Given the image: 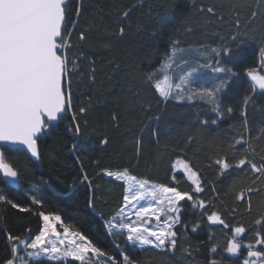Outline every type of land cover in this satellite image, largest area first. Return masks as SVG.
Here are the masks:
<instances>
[{"label": "snow or ice", "instance_id": "snow-or-ice-1", "mask_svg": "<svg viewBox=\"0 0 264 264\" xmlns=\"http://www.w3.org/2000/svg\"><path fill=\"white\" fill-rule=\"evenodd\" d=\"M87 4L88 0H0V183L4 185L0 187V205L31 213L42 222L34 236L22 238L6 234L10 255L3 264H37L42 260L49 264H141L138 257L125 253L119 243H114V247L119 249L122 259L103 250L74 223L65 222L61 214L45 212L42 195L30 192L31 205L35 207H25L9 198L5 191L9 184L18 183L26 170V164L14 162L6 153H22L26 162H40L43 159L41 141L60 122L70 118L68 131L77 137L87 129V117L92 110L91 98L87 104L81 102L78 109L73 102L74 79H83L87 71L89 82L94 84L98 71L97 58L92 55L96 50L93 43L95 25L85 16ZM143 6V0H139L123 7L114 20L116 30L112 35L124 39L132 28V14ZM193 8L206 25H224L230 19L233 31L222 36V43L216 47L200 45L198 48H185L177 36L170 41L159 66L144 73L139 87L130 88L128 94L121 98L125 111H145V99L140 92L142 87L153 90L165 105L168 102L193 104L199 101L210 106L215 118L199 121V125L189 132V142L236 112V108L225 105L221 98L233 77L237 76L233 67L226 66L225 58L235 64L231 45L256 39L253 25L258 17H264V0H212L200 5L193 0ZM245 10L248 14L242 27L241 17ZM176 24L173 16L162 18L159 22L161 34L178 31ZM141 27L137 24V31ZM192 32L190 25L184 28V34L191 35ZM102 47L111 49V42H103ZM119 68L120 65L116 64L114 71L118 72ZM205 70L211 73L210 77L204 78ZM245 74L250 84L239 105L244 132L234 138L228 151L218 153L215 158L210 156L208 167L213 168L217 178H232L228 191L232 193L235 204L229 213L233 217L240 207L251 213L253 194H259L258 218L254 221L259 227L254 230L252 239L245 242L248 229L243 224L230 225L219 211H209L205 201L194 199L191 192L139 179L130 174L127 167L102 169L98 173L124 186L122 204L105 222L107 233L117 241L124 237L141 252L152 253L146 257V264H151L154 257H159L163 264H179L181 261L183 264H205V261L206 264H222V259H216L219 243L210 244L205 261H200L194 256L198 249L186 243L188 226L184 225L183 232L177 230L181 223V202L186 200L192 201L193 208L205 210L202 215H207L209 224L230 229L231 237L223 246L226 253L232 257L243 256L242 264H264V124L260 134L252 136L248 123L249 104H254L258 95L264 97V41L259 48L258 66L247 67ZM160 76L162 79L158 78ZM111 118L119 130L118 114L113 113ZM152 119L159 121L162 113ZM127 131L130 132L131 127ZM153 134L159 144V132ZM108 143L107 138L102 141L105 146ZM129 144L139 158L144 151L143 129ZM75 149L74 144L72 151ZM164 154V150L158 149L155 160L162 159ZM79 159L77 157V161ZM174 168L186 175L193 185L192 192L199 194L205 191L198 169L194 170L183 160H178ZM172 179L177 181L175 174ZM80 180L89 185L92 183L83 172L82 165ZM211 191L214 195L209 204L219 197L214 182ZM89 207L94 208L91 200ZM199 226V223L193 224L191 231L195 233ZM25 232L31 233L32 229L29 227ZM209 239L214 240V237ZM242 250H246V255ZM186 257H191V260Z\"/></svg>", "mask_w": 264, "mask_h": 264}, {"label": "trees", "instance_id": "trees-1", "mask_svg": "<svg viewBox=\"0 0 264 264\" xmlns=\"http://www.w3.org/2000/svg\"><path fill=\"white\" fill-rule=\"evenodd\" d=\"M139 0H88V11L85 16L95 27L93 43L96 50L92 53L97 58V75L95 83H90L85 71L83 79L79 77L73 81L74 105L78 109L81 102L88 103L91 98L92 110L87 117V129L80 137L68 131L69 119L55 127L51 134L41 141L43 159L40 162L25 161L22 153H6L14 162L26 164V170L19 180L18 189L8 186L5 191L9 198L25 207L31 205L30 192L40 194L44 198V211L55 212L62 215L65 222H72L74 226L89 236L99 247L106 252L119 256V249L114 243H119L124 252L134 258L138 257L141 264H146V257L152 253L141 252L134 248L124 237L114 240L105 229V222L117 211L123 202L124 186L112 178L98 175L102 169L116 170L127 167L130 174L139 179H147L157 184L176 186L181 191L191 192L194 199H203L208 205V210H217L227 223L243 224L248 231L244 239H252L254 230L259 227L254 221L258 218L257 204L259 194H253V211H244L243 207L233 217L231 209L235 206L232 193L228 191L232 178L219 177L213 168L208 167L209 157L215 158L218 153L228 151L230 143L244 132L239 105L243 95L248 91L250 80L245 74L249 66H258L259 48L264 41V17H258L253 25L256 39L248 43L232 44V57L236 61H227L226 66L233 67L237 76L233 77L229 88L221 94L225 105L236 108L231 118L219 121L212 125L201 136L188 141L190 130L199 125V121L215 118V113L210 106L202 102L193 104H176L168 102L166 105L153 90L140 88L145 99V111H125L122 107V97L127 95L130 88L139 87V80L144 73L159 66L162 55L168 49L170 41L180 37L182 47H200L211 45L216 47L222 43V36H227L233 31L231 20L224 25H206L204 19L193 8V0H143V8H138L131 17L132 28L124 39L112 35L116 30L115 18L120 10ZM197 5L211 3L212 0H195ZM255 7V4L253 5ZM102 10V12L100 11ZM248 11L245 10L241 17V25L246 23ZM173 16L177 20L176 28L171 32L161 34L159 22L162 18ZM83 23V21L81 22ZM141 25L137 31L136 25ZM190 25L193 28L191 35L184 34V28ZM110 41L111 49L102 47L103 42ZM110 61H112L110 63ZM119 64V71H114ZM204 77L211 73L204 72ZM222 75V74H221ZM109 76L112 79H109ZM162 79V76L158 77ZM113 113L119 116V130L112 121ZM162 113V119H152L156 114ZM248 123L251 135L260 134L261 125L264 124V97L257 96L254 104L248 106ZM131 127V131L127 129ZM143 129L144 151L137 158L129 141L140 135ZM155 131L159 132V144L156 142ZM107 138L108 145L102 141ZM76 149L73 152V145ZM237 148H240L237 145ZM158 149L164 150L162 159L155 160ZM229 151V158L231 159ZM79 157V161H77ZM178 160L188 162L194 170H199L205 185V191L199 194L192 192L193 185L187 180L186 175L174 168ZM81 165L90 180L91 185L81 183ZM173 174L177 181H173ZM46 182V183H45ZM215 183L218 199L212 201L213 192L211 184ZM247 182H245L246 185ZM36 185V188H33ZM0 187H4L0 183ZM92 201L94 208L89 207ZM243 204V202H239ZM214 204V209L212 205ZM181 223L177 230L184 231L187 227L188 241L197 260L205 261L208 255V246L219 243L217 260L222 259V264H242L243 256L232 257L224 251V244L231 237L230 229L221 225H211L207 215H202L204 209L193 208L192 201L181 202ZM199 223L195 233L191 231L192 225ZM42 222L31 213H22L10 205H0V264L9 258L10 248L7 243V233L34 236ZM31 228L27 233L25 229ZM214 237V240H210ZM246 255V250H242ZM191 260V257H186ZM37 264H49L42 260ZM76 264V262H71ZM151 264H163L159 257H154ZM183 264V262H179ZM206 264V261H205Z\"/></svg>", "mask_w": 264, "mask_h": 264}, {"label": "water", "instance_id": "water-1", "mask_svg": "<svg viewBox=\"0 0 264 264\" xmlns=\"http://www.w3.org/2000/svg\"><path fill=\"white\" fill-rule=\"evenodd\" d=\"M8 186L12 187L13 189H18L19 182L16 184H9Z\"/></svg>", "mask_w": 264, "mask_h": 264}, {"label": "rangeland", "instance_id": "rangeland-1", "mask_svg": "<svg viewBox=\"0 0 264 264\" xmlns=\"http://www.w3.org/2000/svg\"><path fill=\"white\" fill-rule=\"evenodd\" d=\"M177 72H179V70H177ZM205 78V77H204ZM177 167H179L178 165H177ZM181 172H182V170H180ZM151 183H153V182H151ZM155 184H157V183H155ZM22 254V253H21Z\"/></svg>", "mask_w": 264, "mask_h": 264}]
</instances>
